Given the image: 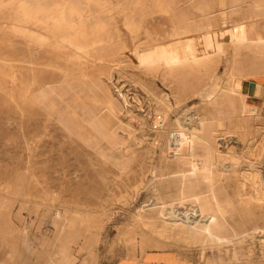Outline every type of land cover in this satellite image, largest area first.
Here are the masks:
<instances>
[{
    "label": "rangeland",
    "instance_id": "1",
    "mask_svg": "<svg viewBox=\"0 0 264 264\" xmlns=\"http://www.w3.org/2000/svg\"><path fill=\"white\" fill-rule=\"evenodd\" d=\"M258 1L99 0L90 7L105 41L87 53L54 45L48 57L30 51L18 22L21 13L5 5L0 11V264H117L171 251L196 264H227L228 247L235 264L243 258L264 263V200L252 197L254 186L264 187V0ZM247 82L263 87L262 96L247 95ZM108 98L115 104L112 111ZM247 103L257 107L255 114ZM158 113L163 118L155 123ZM196 117L219 147L199 183L206 224L220 242L199 231L182 238L175 206L183 187L197 190L195 176L183 180L181 162L197 145L190 132H198ZM181 125L187 141L176 132ZM197 146L204 153V145ZM255 171L260 181L247 175ZM162 212L171 219L167 228ZM140 214L155 217L153 227ZM132 234L145 245L132 246Z\"/></svg>",
    "mask_w": 264,
    "mask_h": 264
},
{
    "label": "bare ground",
    "instance_id": "2",
    "mask_svg": "<svg viewBox=\"0 0 264 264\" xmlns=\"http://www.w3.org/2000/svg\"><path fill=\"white\" fill-rule=\"evenodd\" d=\"M98 1L99 0H7V1H5V0H3V1H0V11H2L3 10V8L5 7V5H14V7H15V10H14V13H16V11H18V13L20 12L21 13V20H18V22L20 21V28H21V30H22V38H24L25 40H26V43L29 45V48H30V51H32L33 50V54L36 56V57H40L41 55H43V54H47V57H48V55H51L52 54V50H53V47H54V45H62V46H70V47H73L72 48V50L74 49V48H76L77 50H84V52H89L88 50L86 51V49L87 48H89V47H92V46H95L97 43H102L103 41H105V39L102 37V35H100V30H101V25L99 24V22L100 21H96L95 20V17H96V15L93 13V11H92V9H91V4H94V6H95V3L98 5ZM118 1V0H117ZM224 1V0H223ZM226 1V0H225ZM261 1V0H260ZM260 1H258V2H260ZM107 2H108V0H107ZM112 2V1H111ZM120 2V1H119ZM158 2V1H157ZM201 2H203V1H201ZM221 2H222V0H221ZM112 3H114V2H112ZM212 3V2H211ZM254 3V2H253ZM256 3V2H255ZM116 4H117V2H116ZM201 4V3H200ZM218 4V3H217ZM238 4V3H237ZM111 5V4H110ZM222 5V4H221ZM99 6V5H98ZM108 6V5H107ZM113 6V5H112ZM122 6V5H121ZM231 6V5H230ZM255 6V5H254ZM196 7V6H195ZM260 7V6H259ZM263 7V6H262ZM102 8H103V6H102ZM127 8V7H126ZM125 8V9H126ZM199 8V7H198ZM217 8V7H216ZM7 9V8H6ZM17 9V10H16ZM105 9H108L107 11H109V6H108V8L107 7H105ZM121 9V11L123 12L124 11V8L122 7V8H120ZM165 9V8H164ZM199 9H201V8H199ZM236 9V8H235ZM10 10V9H9ZM135 11H138V10H136V9H134ZM198 10V9H197ZM203 10V9H202ZM219 10V9H218ZM98 11V10H97ZM97 11H94V12H97ZM104 11V10H103ZM111 12H113L112 10H110ZM120 11V12H121ZM127 11V10H126ZM126 11H124L123 13H125ZM119 12V11H118ZM130 12V11H129ZM142 12V11H141ZM207 12V11H206ZM224 13H225V11H223ZM261 12V11H260ZM4 13V12H3ZM2 13V14H3ZM11 13V12H10ZM99 13H101V12H99ZM106 13V12H105ZM115 13V12H114ZM113 13V14H114ZM131 13H133V12H131ZM136 13V12H135ZM140 13V12H139ZM6 14V13H5ZM103 14V13H102ZM109 14V13H108ZM118 14V13H117ZM122 14V13H121ZM126 14V13H125ZM220 14H222V13H220ZM263 14V13H262ZM115 15V14H114ZM136 15H140V14H136ZM145 15V14H144ZM153 15V14H152ZM3 16V15H2ZM6 17H7V14L5 15ZM110 16H112L111 14H110ZM118 16V15H117ZM122 16H124V14L122 15ZM126 16V15H125ZM131 16H133V14L131 15ZM226 16V15H225ZM4 17V16H3ZM5 17V18H6ZM103 17V16H102ZM109 17V16H108ZM113 17V16H112ZM119 17H121V15L119 16ZM127 17V16H126ZM134 17V16H133ZM143 16L141 15V18H142ZM177 17H179V16H177ZM183 17V16H182ZM260 17V16H259ZM20 18V17H19ZM104 18V17H103ZM132 18V17H131ZM140 18V19H141ZM176 18V17H175ZM218 18V17H217ZM264 18V17H263ZM4 19V18H3ZM10 19V18H9ZM92 19H94L93 21H91ZM112 19V18H111ZM115 19V18H114ZM129 19V18H128ZM133 19V18H132ZM131 19V20H132ZM137 19H139V18H137ZM151 19V18H150ZM188 19V18H187ZM12 20H15V19H12ZM102 20V19H101ZM117 21L119 20V19H116ZM116 20H114V21H116ZM124 20H126L125 18H124ZM175 20V19H174ZM184 20H186L185 18H182V19H180L179 20V22H181V24L184 22ZM91 21V22H90ZM136 21V20H135ZM144 21V20H143ZM178 21V20H177ZM176 21V22H177ZM214 21V20H213ZM262 21V20H261ZM2 22V21H1ZM11 22V21H10ZM95 24H94V23ZM131 22V21H130ZM140 22H141V20H140ZM172 22V21H171ZM187 22V21H186ZM185 22V23H186ZM262 22H264V21H262ZM8 23V22H7ZM13 23V22H12ZM90 23H92V24H90ZM97 23V24H96ZM101 23V22H100ZM104 23V22H103ZM116 23V22H115ZM131 23H133V22H131ZM94 24V25H93ZM113 24V23H112ZM126 24V23H125ZM143 24H144V22H143ZM180 24V23H179ZM207 24H208V22H207ZM210 24V23H209ZM5 25H7V24H5ZM105 25V24H104ZM114 25V24H113ZM188 25H190V24H188ZM199 25V24H198ZM197 25V26H198ZM212 25H213V23H212ZM216 25H218L217 23H216ZM260 25V24H259ZM177 27H179V26H177ZM181 27H184L183 25L181 26ZM208 27V26H207ZM14 28V27H13ZM103 28V27H102ZM109 28V27H108ZM111 28H113V26L111 27ZM117 28V27H116ZM192 28V27H191ZM199 28V27H198ZM218 28V27H217ZM261 28V27H260ZM117 29H119V27L117 28ZM116 29V30H117ZM177 29V28H176ZM183 29V28H182ZM204 29H206V28H204ZM216 29V28H215ZM214 29V30H215ZM263 29V28H262ZM16 30V29H15ZM107 30V29H106ZM109 30V29H108ZM120 30V29H119ZM193 30V29H192ZM113 31V30H112ZM118 31V30H117ZM116 31V32H117ZM140 31V30H139ZM176 31V30H175ZM174 31V32H175ZM180 31V30H179ZM194 31V30H193ZM105 32V31H104ZM119 32V31H118ZM192 32V31H191ZM208 32V31H207ZM106 33V32H105ZM104 33V34H105ZM113 33V32H112ZM121 32H119V34H120ZM199 33V32H198ZM201 33V32H200ZM118 34V37L120 36L121 37V35H119ZM123 34V33H122ZM194 34V33H193ZM217 34V33H216ZM93 35V36H92ZM172 35H175L176 36V34H172ZM211 35H212V33H211ZM214 35V34H213ZM104 36V35H103ZM136 36V35H135ZM189 35H187V37H188ZM192 36V35H191ZM119 37V38H120ZM141 37V36H140ZM186 37V38H187ZM212 37V36H211ZM110 38H112V40H113V37H110ZM132 38V37H131ZM174 38V37H173ZM172 38V39H173ZM176 38V37H175ZM192 38V37H191ZM194 39H195V37H193ZM192 38V39H193ZM183 39V38H182ZM203 39H205V38H203ZM213 39V38H212ZM211 39V40H212ZM23 40V39H22ZM107 40H108V38H107ZM106 40V41H107ZM134 40H135V38H134ZM178 40V39H177ZM186 40V39H185ZM197 41H199L198 40V38L196 39ZM210 40V39H209ZM111 41V40H110ZM120 41V40H119ZM179 41V40H178ZM193 41V40H192ZM196 41V42H197ZM214 41V40H213ZM218 41V40H217ZM2 42V41H1ZM113 42V41H112ZM115 42V41H114ZM135 42V41H134ZM216 42V41H215ZM124 43H125V41H124ZM150 43V42H149ZM177 43V42H176ZM186 42H184V44H185ZM191 43V42H190ZM193 43V42H192ZM194 43H195V41H194ZM193 43V44H194ZM198 43V42H197ZM200 43V42H199ZM210 43V42H209ZM110 44V43H109ZM127 44V43H126ZM153 44V43H152ZM164 44V43H163ZM169 44V43H168ZM188 44V43H187ZM206 44H208V41H207V43ZM213 44V43H212ZM107 45V44H106ZM115 44H113L112 46L113 47H115L114 46ZM118 45V44H117ZM116 45V46H117ZM133 45H135L134 47H133V50H132V52L133 53H135V52H137V50H138V43L137 44H133ZM145 45V44H144ZM180 45H183L182 43L180 44ZM179 45V46H180ZM119 46V45H118ZM177 46H178V44H177ZM214 47H215V45H213ZM213 46H211V47H213ZM98 47V46H97ZM107 47V46H106ZM112 47V48H113ZM187 47H189V46H187ZM200 47V46H199ZM203 47V46H202ZM61 48V47H60ZM99 48H101V47H99ZM108 48H110V46H108ZM119 48V47H118ZM144 48V47H143ZM156 48V47H155ZM158 48V47H157ZM204 48H206V47H204ZM55 49V48H54ZM59 49V48H58ZM64 49H65V47H64ZM90 49V48H89ZM93 49H97L96 47L95 48H93ZM104 49H105V46H104ZM104 49H103V51H104ZM123 49V48H122ZM172 49V48H171ZM182 49V48H181ZM190 49V48H189ZM188 49V50H189ZM191 49H193V46H192V48ZM208 49V48H207ZM212 49H214V48H212ZM71 50V51H72ZM91 50H92V48H91ZM97 50H99V49H97ZM96 50V51H97ZM101 50V49H100ZM108 50V49H107ZM150 50V49H149ZM160 50V49H159ZM158 50V51H159ZM167 50V49H166ZM177 50H180V48L179 49H177ZM184 50H185V48H184ZM210 50V49H209ZM68 51V50H67ZM66 51V52H67ZM146 51V50H145ZM155 51V50H154ZM164 51V50H163ZM170 51V50H169ZM173 51V50H172ZM182 51H183V49H182ZM181 51V52H182ZM195 51V50H194ZM196 51H198V50H196ZM200 51V50H199ZM211 51V50H210ZM57 52V51H56ZM65 52V51H64ZM82 52V51H81ZM102 52V51H101ZM149 52V51H148ZM175 52H176V49H175ZM203 52H206V51H203ZM74 53V52H73ZM77 53V52H76ZM80 53V52H79ZM83 53V52H82ZM91 53H93V52H91ZM111 53V52H110ZM152 53H154V52H152ZM157 53V52H156ZM166 53V52H165ZM171 53V52H170ZM68 54V53H67ZM101 54V53H100ZM122 54V53H121ZM150 54H151V52H150ZM179 54V53H178ZM190 54V53H189ZM199 54V53H198ZM201 54H203V53H201ZM63 55V54H62ZM73 55V54H72ZM75 55V54H74ZM77 55V54H76ZM83 55V54H82ZM90 55V54H89ZM92 55V54H91ZM90 55V56H91ZM98 55V54H97ZM96 55V56H97ZM104 55V54H103ZM138 55V54H137ZM182 55V54H181ZM33 56V55H32ZM84 56V55H83ZM90 56H88V60H89V57ZM108 56V55H107ZM113 56V55H112ZM140 56V55H139ZM147 56V55H146ZM180 56V55H179ZM186 56V55H185ZM46 57V56H45ZM55 57V56H54ZM69 58H70V56H68ZM68 57H67V59H68ZM73 57V56H72ZM77 57H78V55H77ZM85 57V56H84ZM87 57V56H86ZM86 57L84 58V59H86ZM135 57V56H134ZM141 57V56H140ZM173 57V56H172ZM24 58V57H23ZM58 58V57H57ZM60 58V57H59ZM79 58V57H78ZM91 58V57H90ZM92 58H94V57H92ZM99 59H101L102 57H98ZM163 58V57H162ZM43 59V57L41 58V60ZM66 59V60H67ZM73 59H74V57H73ZM77 59V58H76ZM82 59V58H81ZM141 59H142V57H141ZM151 59V58H150ZM193 59V58H192ZM195 59V58H194ZM40 60V61H41ZM59 60V59H58ZM140 60V59H139ZM145 60H147V58L145 59ZM160 60V59H159ZM159 60H158V62H159ZM38 61V60H37ZM57 61V60H56ZM70 61V60H69ZM77 61V60H76ZM79 62H80V60H78ZM77 61V62H78ZM100 61V60H99ZM106 61H107V59H106ZM109 61V60H108ZM66 62H68V61H66ZM73 62V61H72ZM72 62H70V63H72ZM75 62V61H74ZM77 62H75V63H77ZM83 62V61H82ZM87 62V61H86ZM101 62V61H100ZM105 62V61H104ZM127 62H129V61H127ZM145 62V61H144ZM153 62V61H152ZM35 63V62H34ZM51 63V62H50ZM53 63V62H52ZM60 63V62H59ZM89 63V62H88ZM93 64H95L94 62H92ZM92 63H89V64H92ZM103 63V62H102ZM111 63V62H110ZM149 63H151V61L149 62ZM42 64H44V62L42 63ZM46 64H47V62H46ZM73 64V66H74V63H72ZM85 64V63H84ZM87 64V63H86ZM89 64L87 65L88 67H89ZM160 64V63H159ZM71 65V64H70ZM140 65V64H139ZM50 66V65H49ZM60 66V65H59ZM63 66V65H62ZM84 66V65H83ZM159 66V65H158ZM158 66H156V67H158ZM163 66V65H162ZM52 67V66H51ZM71 67H72V65H71ZM79 67V66H78ZM80 67H81V64H80ZM86 67V66H85ZM87 67V68H88ZM135 67V66H134ZM3 68V67H2ZM21 68V67H20ZM59 68V67H58ZM153 68V67H152ZM33 69V68H32ZM31 69V70H32ZM36 69H37V67H36ZM72 69H74L73 67H72ZM82 69H84V68H82ZM123 69V68H122ZM27 70V69H26ZM30 69H29V71H31ZM80 71H81V69H79ZM34 71V70H33ZM72 71H74V70H72ZM75 71H77V70H75ZM83 71V70H82ZM41 72V70H39V73ZM86 72V71H85ZM25 73H26V71H25ZM32 73H34V72H32ZM78 73H80L79 71H78ZM140 73V72H139ZM53 74V73H52ZM105 74V73H104ZM262 74V73H261ZM87 75V74H86ZM86 75H84L85 77H86ZM124 75V74H123ZM50 76V75H49ZM84 76H82V78L84 77ZM87 76H89V75H87ZM111 76V75H110ZM121 76V75H120ZM32 78V77H31ZM139 78V77H138ZM34 79V78H33ZM85 79V78H84ZM87 79V78H86ZM238 79V78H237ZM244 79H246V78H244ZM260 79V81L259 82H261V78H259ZM259 79H257V80H259ZM241 80V79H240ZM62 81V80H61ZM87 81V80H86ZM244 81H246V80H244ZM33 82V81H32ZM98 82V81H97ZM61 83V82H60ZM247 83H249V82H247ZM25 84V83H24ZM23 84V85H24ZM246 84V83H245ZM101 85V84H100ZM40 86V85H39ZM48 86V85H47ZM98 86H99V84H98ZM167 86V85H166ZM226 87V85H223V88H225ZM69 88V87H68ZM118 88V87H117ZM262 88V87H261ZM219 89H220V87H219ZM226 89H229V88H226ZM248 90H247V95H251V96H260V92H262V90L260 89V85L257 83V82H255L254 83V85H252V87H248L247 88ZM88 90V89H87ZM102 90H103V88H102ZM63 91V90H62ZM73 91V90H72ZM120 91V90H119ZM129 91V90H128ZM158 91V90H157ZM217 91V90H216ZM221 91V90H220ZM24 92H26V91H24ZM67 92V91H66ZM91 92V91H90ZM116 92V91H115ZM213 92V91H212ZM23 93V92H22ZM112 93V92H111ZM216 93V92H215ZM221 93V92H220ZM245 93V92H244ZM165 95V94H164ZM216 95V94H215ZM224 95V94H223ZM226 95V94H225ZM231 95V94H230ZM246 95V94H245ZM27 96V95H26ZM74 96V95H73ZM105 96V95H104ZM227 96V95H226ZM110 97H111V95H110ZM166 97V96H165ZM212 98H213V96H211ZM229 97V96H228ZM241 97V96H240ZM112 98V97H111ZM111 98H108V102L106 103L107 104V107H109V109L112 111V109L113 108H115V104L113 103L114 101L111 99ZM122 98V97H121ZM126 98V97H125ZM35 101L37 102V100L39 101L40 100V98L36 95L35 96ZM167 99V98H166ZM209 99H210V97H209ZM214 99V98H213ZM221 99V98H220ZM222 100V99H221ZM242 100V99H241ZM159 101V100H158ZM168 101V100H167ZM166 101V102H167ZM211 101V100H210ZM224 101V100H223ZM222 101V102H223ZM51 102V101H50ZM68 102V101H67ZM221 102V103H222ZM243 102V101H242ZM156 103H157V101H156ZM160 103V102H159ZM170 103V102H169ZM168 103V104H169ZM174 103V102H173ZM176 103V102H175ZM221 103H219V104H221ZM228 103V102H227ZM232 103V102H231ZM38 104V103H37ZM49 104V103H48ZM54 104V103H53ZM62 104V103H61ZM129 104V103H128ZM168 104H166V105H168ZM207 104V103H206ZM205 104V105H206ZM213 104V103H212ZM40 105V104H39ZM171 105V104H170ZM174 105V104H173ZM209 105V107H210V104H208ZM216 105H217V103H216ZM226 105H228V104H226ZM244 105V104H243ZM242 105V106H243ZM76 106V105H75ZM156 106L158 107V105L156 104ZM57 107V106H56ZM69 107V106H68ZM167 107V109L169 108L168 106H166ZM32 108V107H31ZM140 108V107H139ZM171 108H172V106H171ZM182 108V107H181ZM220 108H222V107H220ZM227 108V107H226ZM229 108V107H228ZM239 108V107H238ZM246 108H247V111H249L251 114H255L256 112H257V107L255 106V105H253V106H251V104H249V103H247V105H246ZM52 109H54V108H52ZM79 109V108H78ZM201 109V108H200ZM219 109V108H218ZM245 109V108H244ZM51 110V109H50ZM107 110H108V108H107ZM114 110V109H113ZM164 110V109H163ZM171 110V109H170ZM173 110V109H172ZM198 110V109H197ZM225 110V109H224ZM230 110V109H229ZM64 111V110H63ZM157 111H159V110H157ZM166 111V110H165ZM169 111V110H168ZM222 111V110H221ZM231 111V110H230ZM241 111V110H240ZM243 111V110H242ZM171 112V111H170ZM199 112H200V110H199ZM227 112V111H226ZM233 112V111H232ZM231 112V113H232ZM94 113V112H93ZM201 113V112H200ZM216 113V112H215ZM243 113V112H242ZM113 114H114V112H113ZM117 114V113H116ZM131 114V113H130ZM172 114V113H171ZM202 115H203V113H201ZM206 114V113H205ZM167 115V114H166ZM200 115V114H199ZM229 115V114H228ZM66 116V115H65ZM198 116V115H197ZM227 116V115H226ZM247 116V115H246ZM136 117V116H135ZM147 117V116H146ZM154 117V122L155 123H159L160 121H159V119H161V118H163V115L162 114H160V113H158L157 115H155V116H153ZM152 117V118H153ZM168 117H170V116H168ZM179 117V116H178ZM253 117V116H252ZM98 118V117H97ZM117 118V117H116ZM241 118V117H240ZM180 119V118H179ZM205 119H206V117H205ZM215 119H216V117H215ZM109 120V119H108ZM139 120V119H138ZM164 120V119H163ZM173 120V119H172ZM194 120V119H193ZM195 120H196V126H195V128L197 129V131L198 132H196V133H193L192 131H190L192 134V138H194V140H196V142H197V145H201V146H203L204 145V149H203V151H204V153L202 152V153H198L197 151H196V148H195V146L196 147H198L197 145H190L191 147H190V150H189V152H188V155H187V157L183 160V161H181L182 163L184 162V166H182L183 167V169H182V172L184 173V179L183 180H185L187 177H189V176H195V180H196V184L195 183H193L192 185H194L195 186V188L197 189V190H194L193 192H188L186 189H185V187H183L181 190H180V192H179V199H178V202H177V204L175 205L176 206V210H177V212H178V214H179V216L182 218V223L180 222V225H181V237L182 238H185L186 237V235L189 233L190 234V231H195V233L196 232H201L205 237H208V236H212V235H214L213 237H214V239L216 240V241H218V242H220L219 240L221 239L218 235H215V234H213L212 232H211V230L208 228V225L206 224V222H208V220H206L207 218H208V213H207V211L203 208V205H202V200H203V197H202V191L203 190H201V186H200V184L201 183H199V181L201 180V178L202 177H204L203 175H204V172H202L201 173V171L202 170H204V169H206V168H208L209 167V165H210V158H212V156H214L215 154H217L219 151V147L218 148H214L213 147V145L214 144H211V135H212V133L207 129V126H206V124L204 123L205 121H203V119L201 118V117H196L195 118ZM213 120H214V118H213ZM177 121V120H176ZM180 121V120H179ZM184 121H185V119H184ZM184 121L182 122V123H184ZM215 121V120H214ZM112 122V121H111ZM222 122V121H221ZM90 123H93V122H90ZM169 123H172L171 121L169 122ZM181 122H180V124H182ZM185 123H186V121H185ZM184 123V124H185ZM187 123H188V120H187ZM207 123V122H206ZM167 124H168V122H167ZM179 124V123H178ZM208 124V123H207ZM217 124V123H216ZM219 124V123H218ZM224 124V123H223ZM174 125V124H173ZM194 125V124H193ZM77 126V125H76ZM91 126H94V125H92L91 124ZM167 126V125H166ZM175 126V125H174ZM217 126V125H216ZM162 127V126H161ZM160 127V128H161ZM175 127H177V126H175ZM184 127L185 126H183L182 127V125L181 126H179L177 129H178V131H176V132H178V137L181 139V138H183V140L185 139V141H187L186 140V134H185V132H186V130H185V132H183L182 131V129H184ZM240 127V126H239ZM108 128H110V127H108ZM173 128V127H172ZM187 128V127H186ZM216 128V127H215ZM65 129V128H64ZM168 129V128H167ZM175 129V128H174ZM188 129V128H187ZM77 130V129H76ZM176 130V129H175ZM211 130V129H210ZM170 131H172V130H170ZM174 131V130H173ZM220 131V130H219ZM105 132V131H104ZM113 132V131H112ZM127 132V131H126ZM168 132V131H167ZM222 132V131H221ZM87 133V132H86ZM218 133V129L216 130V134ZM167 134V133H166ZM215 134V135H216ZM221 134V133H220ZM162 135V134H161ZM188 136H189V134H187ZM219 135V134H218ZM84 136V135H83ZM99 136V135H98ZM154 136V135H153ZM165 136V135H164ZM214 136V135H213ZM157 137V136H156ZM190 137V136H189ZM189 137H187V138H189ZM158 138V137H157ZM161 138L163 139V137L161 136ZM165 138V137H164ZM220 138V137H219ZM159 139V138H158ZM213 139V138H212ZM170 140V139H169ZM182 140V139H181ZM118 141V140H117ZM122 141V140H121ZM120 141V142H121ZM158 141V140H157ZM162 141V140H161ZM174 141V140H173ZM176 141V140H175ZM191 141V140H190ZM143 142V141H142ZM213 142V141H212ZM140 143V142H139ZM163 143V142H162ZM183 143H186V142H183ZM188 143V142H187ZM109 144V143H108ZM190 144V143H189ZM194 144H196V143H194ZM216 144H218V142L216 143ZM187 145V144H186ZM175 146V145H174ZM188 146V145H187ZM187 146H186V148H187ZM144 147V146H143ZM178 148H179V145L177 146ZM184 147V146H183ZM200 147V146H199ZM29 148V147H28ZM31 148V147H30ZM155 148V147H154ZM165 149V148H164ZM189 149V148H188ZM218 149V150H217ZM106 150V149H105ZM113 150V149H112ZM118 150H119V148H118ZM165 151V150H164ZM184 151V150H183ZM188 151V150H187ZM224 150H222V152H223ZM186 152V151H185ZM170 153V152H169ZM168 153V154H169ZM232 154V153H231ZM113 155V154H112ZM174 155V154H173ZM235 155V154H234ZM176 156V155H175ZM177 156H180L179 154H177ZM183 156H184V154H183ZM238 156V155H237ZM240 159H242V158H240ZM226 160V159H225ZM180 162V163H181ZM109 163V162H108ZM111 163V162H110ZM109 163V164H110ZM221 164V163H220ZM224 165V164H223ZM226 165V164H225ZM228 165V164H227ZM225 167V166H224ZM228 167V166H227ZM211 169V168H210ZM225 170V169H224ZM234 170V169H233ZM257 172H259V171H255V172H250V173H248L247 175L249 176L250 175V177L256 182V181H260V178H259V176H258V173ZM198 175H200V176H198ZM226 175V174H225ZM234 175V174H233ZM260 175V174H259ZM196 176H197V178H196ZM180 177H181V175H180ZM199 178V179H198ZM214 179V178H213ZM202 180H203V178H202ZM201 180V181H202ZM181 181H182V179H181ZM197 181H198V183H197ZM208 186V185H207ZM179 188V187H178ZM192 188V187H191ZM209 188V187H208ZM207 188V189H208ZM206 191V190H205ZM208 191V190H207ZM215 191H216V189H215ZM217 192V191H216ZM216 192H215V194H216ZM207 193V192H206ZM253 199L255 198L256 200H258L259 202H261V201H263L264 200V187H256V186H254V188H253ZM215 198V197H214ZM217 200V199H216ZM214 201H215V199H214ZM186 202V203H185ZM207 203V202H206ZM218 203V202H217ZM216 205V204H215ZM170 206V205H169ZM70 207V206H69ZM164 207V206H163ZM166 207V206H165ZM222 207V206H221ZM1 208V207H0ZM162 208V207H161ZM167 208H169L168 206H167ZM162 209H164V208H162ZM161 211V210H160ZM173 211H175L174 209H173ZM176 212V211H175ZM241 212V211H240ZM211 213V212H210ZM244 213V212H243ZM61 214V213H60ZM75 214V213H74ZM8 215V214H7ZM161 215V214H160ZM220 215H221V213H220ZM242 215V214H241ZM178 215H176V218H178L177 217ZM222 216V215H221ZM8 217V216H7ZM10 217V216H9ZM216 217V216H215ZM140 220H144L145 221V223L147 224V225H152V227H153V224H154V218L152 217V218H144V216H142L141 214H140V216L138 217ZM160 218V217H159ZM172 218V217H171ZM209 219V218H208ZM62 220V219H61ZM161 220V224H162V226H163V228H167V227H169L170 225H169V222H168V220H171L170 219V217H168L166 214H165V212L163 213L162 212V218L160 219ZM176 219H174V221H175ZM210 220H212V219H210ZM215 221V220H214ZM198 222V223H197ZM217 222V221H216ZM212 223H214V222H212ZM68 224H69V222H68ZM177 224H179V223H177ZM215 224V223H214ZM173 224H171V226H172ZM211 225V224H210ZM63 226V225H62ZM65 226V225H64ZM63 226V227H64ZM161 226V225H160ZM69 227V226H68ZM221 227V226H220ZM10 228V227H9ZM158 228V227H157ZM154 229H156V227L154 228ZM159 229V228H158ZM157 229V230H158ZM57 230H59V229H57ZM63 230V229H62ZM65 230V229H64ZM165 230V229H164ZM133 231H134V233H137V231L133 228ZM180 231V230H179ZM63 232V231H62ZM61 232V233H62ZM161 232V231H160ZM163 232V231H162ZM161 232V234H163L164 235V232L162 233ZM10 233V232H9ZM129 233V232H128ZM144 233V232H143ZM124 234V233H123ZM131 234V233H130ZM61 235V234H60ZM96 235V234H95ZM129 235V234H128ZM162 235V236H163ZM179 235V234H178ZM67 236V235H66ZM97 236V235H96ZM176 236V235H175ZM174 236V237H175ZM189 236V235H188ZM180 237V236H179ZM128 238V237H127ZM187 238H189V237H187ZM12 239V238H11ZM95 239H96V237H95ZM202 239H205V238H202ZM213 239V240H214ZM93 240H94V238H93ZM97 240V239H96ZM147 240V239H146ZM227 240V239H226ZM128 241V240H127ZM130 241H131V244H132V246L133 245H135V244H137V241H139L140 243H141V246H142V244H144V241H145V239L144 238H142L141 240H138L137 239V237H136V235L135 234H132L131 236H130ZM192 241V240H191ZM225 241V240H224ZM95 242V241H94ZM150 241L149 240H147V242L146 243H149ZM139 243V244H140ZM92 244V243H91ZM139 244H138V246L137 247H140L139 246ZM213 244H216V243H214L213 242ZM61 245V244H60ZM145 245V244H144ZM144 245H143V247H144ZM211 245V244H210ZM135 248V247H134ZM141 249V248H140ZM68 250H69V248H68ZM142 250V249H141ZM65 251H66V249H65ZM69 256V255H68ZM77 256V255H76ZM69 258V257H68ZM70 259V258H69ZM178 259V258H177ZM83 262H85V261H83ZM82 263V262H81ZM57 264V263H56ZM85 264V263H84Z\"/></svg>",
    "mask_w": 264,
    "mask_h": 264
},
{
    "label": "crops",
    "instance_id": "3",
    "mask_svg": "<svg viewBox=\"0 0 264 264\" xmlns=\"http://www.w3.org/2000/svg\"><path fill=\"white\" fill-rule=\"evenodd\" d=\"M245 252L246 251L243 250L242 254H245ZM212 256L214 255L212 254ZM191 258L192 257L182 256L179 253H174L171 251L168 253V255L162 257L157 255H152L141 260L138 259L136 261H134V259L132 258H129L126 261L118 262L117 264H196V260ZM213 258L211 257V260ZM227 259H228L227 264H235L234 251L231 250L230 247H228ZM212 264H215V262H213ZM241 264H250V263L248 260L243 258ZM258 264H264L261 258Z\"/></svg>",
    "mask_w": 264,
    "mask_h": 264
},
{
    "label": "water",
    "instance_id": "4",
    "mask_svg": "<svg viewBox=\"0 0 264 264\" xmlns=\"http://www.w3.org/2000/svg\"><path fill=\"white\" fill-rule=\"evenodd\" d=\"M252 85H254V82H249V86L252 87ZM262 92H263V87H262ZM262 92H261L260 96H262Z\"/></svg>",
    "mask_w": 264,
    "mask_h": 264
}]
</instances>
